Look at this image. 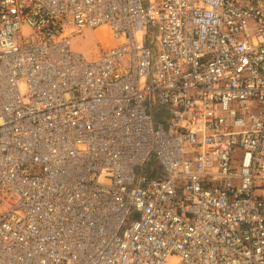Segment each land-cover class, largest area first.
<instances>
[{
    "label": "built area",
    "instance_id": "1",
    "mask_svg": "<svg viewBox=\"0 0 264 264\" xmlns=\"http://www.w3.org/2000/svg\"><path fill=\"white\" fill-rule=\"evenodd\" d=\"M0 264H264V0H0Z\"/></svg>",
    "mask_w": 264,
    "mask_h": 264
},
{
    "label": "rangeland",
    "instance_id": "2",
    "mask_svg": "<svg viewBox=\"0 0 264 264\" xmlns=\"http://www.w3.org/2000/svg\"><path fill=\"white\" fill-rule=\"evenodd\" d=\"M75 50L84 52L85 54H94L95 40L94 35L91 32H86L82 36L76 38ZM93 57V56H92Z\"/></svg>",
    "mask_w": 264,
    "mask_h": 264
},
{
    "label": "bare ground",
    "instance_id": "3",
    "mask_svg": "<svg viewBox=\"0 0 264 264\" xmlns=\"http://www.w3.org/2000/svg\"><path fill=\"white\" fill-rule=\"evenodd\" d=\"M96 33L99 36V38L102 39V41L104 42V45L107 46L108 44L111 43L110 35L108 34V32L104 28L98 29Z\"/></svg>",
    "mask_w": 264,
    "mask_h": 264
}]
</instances>
